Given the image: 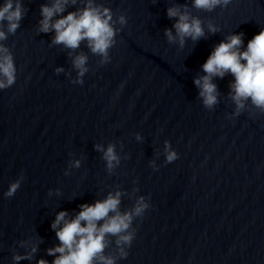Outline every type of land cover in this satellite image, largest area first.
<instances>
[{"label":"water","instance_id":"obj_1","mask_svg":"<svg viewBox=\"0 0 264 264\" xmlns=\"http://www.w3.org/2000/svg\"><path fill=\"white\" fill-rule=\"evenodd\" d=\"M21 3L18 28L0 41L17 69L15 82L0 89V264L52 261L57 254L47 249L59 243L50 227L56 212L74 215L79 204L117 189L121 211L140 195L149 207L134 216L129 246L106 234L103 253L114 256V264H264V112L246 101L232 115L230 72L213 76L218 99L211 108L193 83L228 33L243 31L246 44L264 27V0H230L211 11L191 0H95L114 19H127L117 21L104 62L84 40L69 49L52 43L54 30H38L40 6L51 0ZM172 4L199 16L204 35L186 37L183 46L169 41L164 29L176 19L166 13ZM83 6V0H68L56 15ZM209 20L217 31L207 30ZM77 53L87 55L79 84L72 82ZM165 140L179 153L171 162ZM110 142L120 159L109 170L93 145ZM21 174L14 194L5 196ZM32 244L30 258L12 259ZM121 246L127 256H120Z\"/></svg>","mask_w":264,"mask_h":264},{"label":"clouds","instance_id":"obj_2","mask_svg":"<svg viewBox=\"0 0 264 264\" xmlns=\"http://www.w3.org/2000/svg\"><path fill=\"white\" fill-rule=\"evenodd\" d=\"M75 3V0H72ZM192 6L198 9L211 11L218 5L225 7L230 0H191ZM68 0H51L49 4L40 6L41 19L39 31L54 30L52 43H61L69 49L79 46L81 40L86 41L89 49L101 56V62L108 60V49L114 43V36L118 30L117 21L121 25L127 22L124 14L115 19L109 7L95 3V0H83L84 6L64 15H56L64 11ZM187 5L172 4L166 9L169 17H175L171 28L165 27L164 33L169 41H177L183 46L185 38L198 39L205 33V23L199 16L187 11ZM24 7L21 0H0V41L8 33L15 32ZM55 18L53 19V17ZM218 25L211 20L207 22V30L215 32ZM174 30V31H173ZM243 31L228 33L211 49L200 67L203 73L193 77V83L198 88V96L204 106L211 108L218 99L217 85L213 76L223 77L226 72L232 74L229 82L230 96L235 104L232 115H236L244 107L245 102H250L256 109L264 112V27L247 40L242 39ZM244 45L241 47V45ZM87 55L77 53L72 58V64L77 70L73 83H83V74L87 71ZM62 66H57L55 71H62ZM16 64L8 46L0 43V89L11 86L16 80ZM140 139V134H136ZM102 149V156L110 170L114 164L119 163V155L115 144L108 143L103 146L99 143L93 145ZM166 162H171L179 156L176 149L171 147L170 141H164L163 147ZM71 163L79 166L80 160L74 159ZM153 168L158 167L154 161H149ZM23 175L8 183L4 191L5 196H11L19 187ZM121 191H109L103 199H96L92 203L79 204V211L69 216L67 209L56 212L50 227L55 230L58 244L47 249L49 254L56 253L52 261L40 258L37 264H114L115 257L103 253L106 246L105 236L115 234L117 245H130L135 235L130 231L134 216L142 215L149 207V200L143 195L137 197L130 209L121 211L119 208ZM26 244V241H21ZM36 250L32 244L29 251L13 253L12 259L18 261L30 258ZM120 256H127V249L118 248Z\"/></svg>","mask_w":264,"mask_h":264}]
</instances>
